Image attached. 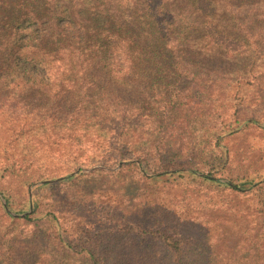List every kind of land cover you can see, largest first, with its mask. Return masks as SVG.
Here are the masks:
<instances>
[{
	"label": "trees",
	"instance_id": "16d2710c",
	"mask_svg": "<svg viewBox=\"0 0 264 264\" xmlns=\"http://www.w3.org/2000/svg\"><path fill=\"white\" fill-rule=\"evenodd\" d=\"M222 8L223 0H0V181L22 174H32L27 184L47 178L40 161L52 156H69L74 169L123 162L115 172H80L36 186L33 201L28 189L17 202L0 184L11 210L25 213L13 217L0 199V245L11 246L20 235L26 245L24 253L0 251V264H18L24 255L26 264H177L192 246H182L181 232L157 211L163 193L183 186L185 177L237 193L261 180L264 174L247 177L231 168L245 166L240 138L264 129V92L258 104L264 34L233 33ZM214 52L236 63L231 72H214L235 76L232 98L222 104L204 98L213 79L195 87L185 82L202 72L198 55ZM64 91L65 104H58ZM37 93L45 97L38 103ZM64 110L68 114L57 117ZM38 112L53 121L38 123ZM179 121L203 122L204 136L218 135L193 141ZM53 137L55 148L45 152ZM183 155L191 162L201 158L204 170L183 166ZM147 182L152 190L136 193ZM69 183L87 191L60 193ZM94 184L97 191L88 187ZM257 236L249 251L261 254L264 231ZM249 237L236 247L243 254Z\"/></svg>",
	"mask_w": 264,
	"mask_h": 264
},
{
	"label": "rangeland",
	"instance_id": "374dc122",
	"mask_svg": "<svg viewBox=\"0 0 264 264\" xmlns=\"http://www.w3.org/2000/svg\"><path fill=\"white\" fill-rule=\"evenodd\" d=\"M228 2L229 4L227 5L223 0L225 8H222L221 11L223 14V23L230 31L237 35L246 34L247 30L253 35H256L258 31H262L264 34V0H228ZM198 57H200V67L203 68L201 74L195 77H187L185 78V82H192L191 87H195L194 85H201L204 82L209 83V80L213 79V86L205 95L204 93L207 91V88H203L201 95H204V98H208L212 102H219L220 104L224 101L227 102L231 100L234 92L232 91L231 85L235 83V76L216 77L214 72L217 69H228L227 72H231L228 67L236 65V63L219 52H214L212 55H208V57L205 56L204 53H201ZM199 72L200 71H198V73ZM259 78L261 80L260 84L262 85L260 87L258 104L263 106L262 92H264V74L260 75ZM68 94V91H64L63 95L55 102L64 105L65 101L62 98ZM44 98L45 97L41 93H37L34 100L38 103L43 101ZM237 106L242 107L247 106V104L244 102L243 104L236 105V107ZM226 108L231 109V104ZM54 110L55 109H52L51 111ZM68 112L69 111L65 112L64 110V112L59 113L57 111V117H62L63 114L66 115ZM226 117H229V114ZM35 118L38 123H43L45 121L50 123L53 121L42 112H38ZM3 120L4 118L2 119L1 117L0 126L3 125ZM179 122H182L184 126L183 129L189 130L187 132L185 131L184 136L193 138V141L199 140L207 142L210 139H215L218 135L212 133L208 136H204L208 129L203 126V122ZM194 126H196V128L191 131V128ZM218 127L219 124H216V131ZM165 133L168 137L172 133V127L165 128ZM240 139L244 147L245 166H233L231 171L236 174L239 173L238 175H247V177H258L264 174V129L257 128L249 130ZM45 145V152L49 151L51 147L54 149L55 138L53 137L49 142H45ZM209 157L210 156H207L205 160L209 161ZM68 158L69 156L57 158L52 156V159L48 162L43 163L40 161L41 171L47 173V178L38 179L34 182L31 180V183L27 184V176L32 174H22L21 176L2 179L0 184L6 191L15 197L17 202H21L25 199L28 189L29 199L33 201V190L36 186L46 182L66 180L80 172L88 174L92 170L98 169L115 172L120 170L123 165V162L116 164L114 162L110 166H104L100 162H95L90 166L82 165V167L74 169V162ZM189 158L188 155H183L180 158V163L186 167L191 166L200 171L204 170V166L202 165L204 161L201 158H195L193 162H191ZM129 174L133 175L134 178L137 177L136 173L132 174L129 172ZM110 179L114 182L119 178L111 177ZM153 185V183L147 182L144 184V187L139 188L136 193H148L152 190ZM99 186L100 185L94 184L88 187L91 189L96 187L97 191ZM86 191V187L79 188L74 183L61 185L59 187V192H63L65 195L68 193L70 195H77V193L83 195ZM48 193L49 189H46L43 195H48ZM163 195V207L157 211L166 212L167 224L170 227H176L181 232V235L178 236L182 237V246H185L186 249L190 244L192 246L187 255L182 256L177 264H205V262L209 260L214 264H220V261L224 260L223 262H228L231 258L235 260L236 264H242L244 257L248 258L244 264H264V242L259 245L261 254L249 251L251 249L250 247L258 241V233L264 231V175L256 185L242 193L232 192L230 189H217L209 184L197 181L193 177H185L183 186L173 187L169 191L164 192ZM0 199L4 204L6 199L2 195ZM95 199H97V197H95ZM8 208L10 212L17 214L12 215L5 207L6 211L13 217L25 215V213H16L11 210L9 205ZM31 208L30 211H32ZM69 209L75 211L72 206H70ZM119 209L117 213H119ZM15 228L17 230H23L22 227ZM202 229L205 231V238L203 240L200 238ZM27 234L28 231L26 232V235ZM196 234H198L199 237ZM186 236H194V239L184 238ZM246 236L250 237L245 244L244 248L246 251L243 254L242 248L237 249L236 247L240 243V240ZM23 237V235H20V238L11 246L6 244L0 245L1 253L8 249H14V247L18 249L19 253H24L26 245L23 243L25 241ZM1 239L2 237L0 236V242ZM207 241L208 245H205ZM217 253L218 256L216 255ZM205 258L208 260H205ZM28 260L29 256L24 255L18 264H26Z\"/></svg>",
	"mask_w": 264,
	"mask_h": 264
},
{
	"label": "water",
	"instance_id": "95a60500",
	"mask_svg": "<svg viewBox=\"0 0 264 264\" xmlns=\"http://www.w3.org/2000/svg\"><path fill=\"white\" fill-rule=\"evenodd\" d=\"M4 205H5V207H6V209L10 212V210H9V208H8V205H7V203H6V201H4ZM32 209V208H31ZM12 215H17V214H15V213H12V212H10Z\"/></svg>",
	"mask_w": 264,
	"mask_h": 264
}]
</instances>
